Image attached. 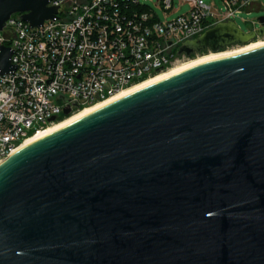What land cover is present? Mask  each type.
I'll use <instances>...</instances> for the list:
<instances>
[{
  "label": "water",
  "instance_id": "1",
  "mask_svg": "<svg viewBox=\"0 0 264 264\" xmlns=\"http://www.w3.org/2000/svg\"><path fill=\"white\" fill-rule=\"evenodd\" d=\"M51 1L0 0V30L14 13L30 27L59 18ZM259 21L219 22L179 53L249 43ZM14 51L0 45V74ZM0 264H264V44L126 93L0 162Z\"/></svg>",
  "mask_w": 264,
  "mask_h": 264
},
{
  "label": "built area",
  "instance_id": "2",
  "mask_svg": "<svg viewBox=\"0 0 264 264\" xmlns=\"http://www.w3.org/2000/svg\"><path fill=\"white\" fill-rule=\"evenodd\" d=\"M173 1L162 0L164 9ZM182 1L190 9L165 21L141 0H52L59 18L31 27L12 14L0 30L17 64L0 74V162L67 106L75 113L168 70L188 57L179 53L185 41L256 3L222 0L216 10L207 0Z\"/></svg>",
  "mask_w": 264,
  "mask_h": 264
},
{
  "label": "rangeland",
  "instance_id": "3",
  "mask_svg": "<svg viewBox=\"0 0 264 264\" xmlns=\"http://www.w3.org/2000/svg\"><path fill=\"white\" fill-rule=\"evenodd\" d=\"M207 1L211 3L216 10L221 9L224 5L222 0H207ZM141 3L152 8L162 21L171 19L175 16H178L179 14L187 12L190 9L189 3L182 0H174L172 10H165L162 4V0H141ZM262 15H264V0H256V3L253 5V8L242 10L239 14L235 16L234 21L244 32L257 31L261 26L259 17ZM263 38L264 36H260L257 37L256 39H252L250 42ZM240 46L241 44H233L221 50H232ZM210 52H212V50H208L205 52H198L195 53L194 55L182 58L179 64Z\"/></svg>",
  "mask_w": 264,
  "mask_h": 264
},
{
  "label": "bare ground",
  "instance_id": "4",
  "mask_svg": "<svg viewBox=\"0 0 264 264\" xmlns=\"http://www.w3.org/2000/svg\"><path fill=\"white\" fill-rule=\"evenodd\" d=\"M264 44V38L263 39H259V40H255V41H252V42H249V43H246V44H243L241 45L240 47L238 48H235V49H232V50H219V51H212L210 53H207V54H204V55H200L196 58H192L186 62H183V63H177L175 64L173 67L169 68L168 70H165V71H162L156 75H153L143 81H140L132 86H130L129 88L123 90L122 92L118 93L117 95H115L114 97L106 100V101H103V102H99V103H96V104H93L91 106H85L84 108H82L81 110L73 113L71 116L65 118L64 120L62 121H59V122H55V123H52L50 125H48L47 127L39 130L38 132H36L35 134L31 135L26 141L24 144L30 142L31 140L37 138V137H40L52 130H55L56 128L60 127L61 125H64V124H67L69 121L71 120H74L78 117H80L81 115L95 109L96 107L104 104V103H107L111 100H114L126 93H129L131 91H134L140 87H143L147 84H150L152 82H155L157 80H160L166 76H169V75H172V74H175L183 69H186L188 67H191L197 63H200V62H203V61H207V60H210V59H214V58H217V57H222V56H226V55H231V54H235V53H239V52H242V51H245V50H248V49H252V48H255V47H258L260 45H263Z\"/></svg>",
  "mask_w": 264,
  "mask_h": 264
},
{
  "label": "trees",
  "instance_id": "5",
  "mask_svg": "<svg viewBox=\"0 0 264 264\" xmlns=\"http://www.w3.org/2000/svg\"><path fill=\"white\" fill-rule=\"evenodd\" d=\"M91 106V105H90ZM83 107H80L78 110H76V112L77 111H79V110H81ZM65 118H67V116L66 115H62L58 120H57V122L58 121H61V120H63V119H65Z\"/></svg>",
  "mask_w": 264,
  "mask_h": 264
},
{
  "label": "flooded vegetation",
  "instance_id": "6",
  "mask_svg": "<svg viewBox=\"0 0 264 264\" xmlns=\"http://www.w3.org/2000/svg\"><path fill=\"white\" fill-rule=\"evenodd\" d=\"M257 37H260V36H256L254 39H256ZM208 50H210V49H208ZM208 50H205V51H208ZM205 51H202V52H205ZM196 53H198V52H196Z\"/></svg>",
  "mask_w": 264,
  "mask_h": 264
}]
</instances>
